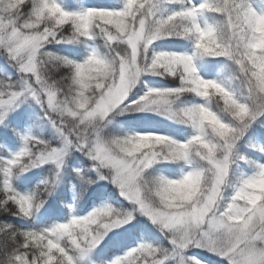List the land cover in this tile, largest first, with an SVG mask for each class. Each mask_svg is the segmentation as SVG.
<instances>
[{
	"label": "snow or ice",
	"instance_id": "obj_1",
	"mask_svg": "<svg viewBox=\"0 0 264 264\" xmlns=\"http://www.w3.org/2000/svg\"><path fill=\"white\" fill-rule=\"evenodd\" d=\"M0 211V264H264V0H0Z\"/></svg>",
	"mask_w": 264,
	"mask_h": 264
},
{
	"label": "trees",
	"instance_id": "obj_2",
	"mask_svg": "<svg viewBox=\"0 0 264 264\" xmlns=\"http://www.w3.org/2000/svg\"><path fill=\"white\" fill-rule=\"evenodd\" d=\"M45 173L42 170H35L33 174V183L40 180ZM66 183L61 185L60 189L58 190L61 195H67L69 198H71L73 192H72V185L77 184V181L71 177L68 176L65 178ZM5 215L2 211H0V216ZM199 255L204 258L205 260H213L216 259L215 257L211 256L210 253L207 252H199Z\"/></svg>",
	"mask_w": 264,
	"mask_h": 264
},
{
	"label": "rangeland",
	"instance_id": "obj_3",
	"mask_svg": "<svg viewBox=\"0 0 264 264\" xmlns=\"http://www.w3.org/2000/svg\"><path fill=\"white\" fill-rule=\"evenodd\" d=\"M209 254V253H208ZM211 256H213L212 254H210ZM214 257V256H213Z\"/></svg>",
	"mask_w": 264,
	"mask_h": 264
}]
</instances>
